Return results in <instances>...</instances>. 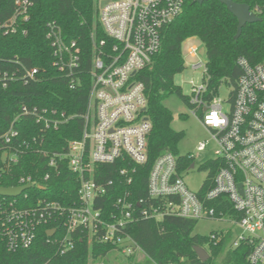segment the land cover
Listing matches in <instances>:
<instances>
[{
  "label": "built area",
  "instance_id": "2783aa9c",
  "mask_svg": "<svg viewBox=\"0 0 264 264\" xmlns=\"http://www.w3.org/2000/svg\"><path fill=\"white\" fill-rule=\"evenodd\" d=\"M186 1L98 0V20L104 37L91 34V87L86 111L80 115L84 120L81 137L54 153L41 147L39 137L22 138L18 126L23 117L34 118L46 131L75 116L26 104L20 106L7 130L0 134L3 171L16 165L23 152L37 149L49 157L48 166L53 170L45 173L44 181L60 172L61 163L67 164L79 181L78 198L71 205L42 197L35 199L29 190L40 185L32 175H21L13 187H33L17 197L0 195V248H29L40 227L57 224L47 232L55 230L49 238L59 232L54 242L59 244L61 253L72 250L79 235L82 240L86 237L88 242H103L131 256L142 249L128 232L130 224L139 218L162 220L178 216L227 223L228 227L211 237L220 239L222 232L230 230L231 246L250 244L248 262L264 264V59L253 64L240 57L241 74L232 86L230 98L218 97L222 84L208 99L207 63L199 58L200 50L192 43L193 37L188 38L187 54L198 60L187 65L194 70L203 69L202 83L193 84L188 95L189 107L217 146L216 158L212 160L218 170L212 186L203 192L210 179L211 169L207 168L201 188L192 190L186 177L195 169L194 157L191 153L167 152L156 158L147 179L149 197L156 203L147 206L142 198L137 210L131 191L119 196L111 208L103 202L117 178L132 184L137 166L148 160L152 124L147 114L145 85L137 74L152 63L162 45L163 29L181 14ZM32 6V0H15V13L0 24V35L16 32L18 21L29 19ZM46 39L52 49V66L67 79L70 88L76 89L85 73L82 47L76 40L66 39L56 21L47 23ZM14 65L11 71L0 69L2 86L7 87L12 81L29 84L40 79L39 68L28 67L19 59L14 60ZM225 103L229 104L228 109ZM208 142H200L199 149H206ZM182 157L191 160V165L183 164ZM101 165L115 167L116 176L103 180ZM227 202L232 213L225 208Z\"/></svg>",
  "mask_w": 264,
  "mask_h": 264
},
{
  "label": "trees",
  "instance_id": "16d2710c",
  "mask_svg": "<svg viewBox=\"0 0 264 264\" xmlns=\"http://www.w3.org/2000/svg\"><path fill=\"white\" fill-rule=\"evenodd\" d=\"M32 1L29 19L18 21L16 32L0 35V69H15L14 60L19 59L28 67L39 68L40 79L29 84L12 81L7 87L0 84V134L7 130L23 104L65 112L68 116L75 115L58 128L52 127L46 131L34 118L23 117L20 120L18 127L22 138L39 137L41 147L54 153L64 150L71 140L79 139L82 135L84 120L80 115L86 111L91 87V34L96 33L102 38L104 33L98 20V0ZM234 1L247 3L261 17L260 21L247 23L239 37H236L238 18L220 0H207L203 3L186 1L181 14L163 29L159 52L154 55L152 63L137 74V78L145 85L147 114L152 124L148 136V160L137 166L132 184L117 178V182L108 188L103 197L107 207L111 208L115 200L127 191H131V200L137 210H140L138 201L142 198L147 206L157 202L148 193L147 179L151 167L156 158L164 153L179 154L178 144L185 135L184 131H178L172 126L174 113L165 101L175 94L189 106V96L175 83V76L186 67L183 44L188 38L197 37L206 48L208 99L222 84H236L241 74L238 65L240 57H246L253 64L264 59V0ZM15 10V0H0V24L10 19ZM50 21H56L64 37L76 40L83 49L85 73L76 89L70 88L67 79L52 66V49L46 39L47 23ZM181 116L184 117V114ZM182 160L188 166L192 163L187 157H182ZM48 161L49 157L37 149L29 150L19 156L16 165L3 171L4 164L0 155V186H16L21 175L29 174L40 185L29 190L33 198L42 197L66 205L73 204L78 198L77 175L67 164L59 163L60 172L54 173L49 181H44L46 172L53 173ZM99 168L103 180L116 176L112 165H101ZM207 168L211 169L210 179L203 192L212 186L218 170L216 161L210 160L200 167L204 170ZM225 208L232 213L229 202ZM197 223L198 220L178 216H166L162 220L139 218L129 225L128 232L153 264H250V244L232 247L233 233L230 230L225 234L222 232L220 239L211 237L218 230L209 235L194 234ZM56 225L40 227L36 240L29 248L8 251L1 247L0 264H89L114 251V247L109 244L88 242L86 237L82 240V236L77 235L75 247L61 253L59 244L54 242L59 232L52 238L47 233L49 227ZM195 246L205 248L210 258L202 261Z\"/></svg>",
  "mask_w": 264,
  "mask_h": 264
},
{
  "label": "rangeland",
  "instance_id": "374dc122",
  "mask_svg": "<svg viewBox=\"0 0 264 264\" xmlns=\"http://www.w3.org/2000/svg\"><path fill=\"white\" fill-rule=\"evenodd\" d=\"M191 41L199 47V58L207 62L206 48L202 41L197 37H193ZM187 47L188 42L186 41L183 44V55L186 60V67L183 72L175 76V83L181 86L185 95L191 93L193 84H201L203 78V69L194 70L191 66L187 65L190 62L192 63L198 60L197 58L193 60V58L188 56ZM232 89V86L223 84L218 91V97L228 100ZM165 104L174 113V121L172 123L174 129L184 131L185 133L183 139L178 144V150L179 154L191 153L194 157L195 169L186 177V181L192 190L198 191L207 177V172L204 169H200V167L206 162L216 158V143L210 138L209 133L203 127L199 118L182 98L173 94L166 99ZM224 107L228 109L229 104L225 103ZM181 114H184V117H182ZM205 140H209L208 146L206 149L200 150L199 144ZM226 227H228V224L225 222L200 219L193 233L209 235L212 231L221 230ZM89 264H153V262H149L147 256L142 251L136 252L131 259L121 251L114 250L103 259L92 260Z\"/></svg>",
  "mask_w": 264,
  "mask_h": 264
},
{
  "label": "water",
  "instance_id": "95a60500",
  "mask_svg": "<svg viewBox=\"0 0 264 264\" xmlns=\"http://www.w3.org/2000/svg\"><path fill=\"white\" fill-rule=\"evenodd\" d=\"M195 2L203 3L207 0H194ZM223 4L227 6L230 12H232L239 21L238 24V32L236 34V37H239L242 33L243 27L247 23H254L261 20V17L254 12L251 9V6L247 3H239L234 0H220ZM194 164H192V167ZM33 187L32 184H27L24 186H17V187H4L0 186V195L2 196H10V197H17L19 196L25 189ZM43 189V187H40ZM48 233V236H53L55 233V230L52 229ZM195 251L197 252L199 258L202 261H207L210 258V254L208 251L201 247V246H195Z\"/></svg>",
  "mask_w": 264,
  "mask_h": 264
}]
</instances>
